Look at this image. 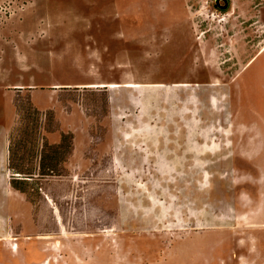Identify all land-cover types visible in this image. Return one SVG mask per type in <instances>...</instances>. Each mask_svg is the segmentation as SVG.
Here are the masks:
<instances>
[{
  "label": "rangeland",
  "instance_id": "rangeland-1",
  "mask_svg": "<svg viewBox=\"0 0 264 264\" xmlns=\"http://www.w3.org/2000/svg\"><path fill=\"white\" fill-rule=\"evenodd\" d=\"M262 213L264 0H0V264H264Z\"/></svg>",
  "mask_w": 264,
  "mask_h": 264
},
{
  "label": "trees",
  "instance_id": "trees-1",
  "mask_svg": "<svg viewBox=\"0 0 264 264\" xmlns=\"http://www.w3.org/2000/svg\"><path fill=\"white\" fill-rule=\"evenodd\" d=\"M72 134H70V136L68 134H62V140L61 142L56 145V146H52V148H54V155H57L60 153L61 148H63L66 143L69 147V144L72 142ZM48 146V144H46V147ZM72 146V145H71ZM16 147L13 145V142L10 143L9 146V157H8V167H9V172L11 173V179H10V183L12 185V187L27 192L23 186H21L20 183H24L25 181H29V179H34V177L36 175H38L39 177H45V176H50V175H57L58 173L56 172V167L57 164H54V168H49L46 164V159L50 157L54 158V156L52 155H47V150L46 151H42V155H41V160H42V164H41V169L39 170L40 172L36 173V172H31L30 170H26L24 168L20 167V162L19 160H22L23 158L20 157L19 152L15 149ZM58 163V160L57 162ZM52 165V164H51ZM35 175V176H34Z\"/></svg>",
  "mask_w": 264,
  "mask_h": 264
},
{
  "label": "bare ground",
  "instance_id": "bare-ground-1",
  "mask_svg": "<svg viewBox=\"0 0 264 264\" xmlns=\"http://www.w3.org/2000/svg\"><path fill=\"white\" fill-rule=\"evenodd\" d=\"M110 86V87H112V86H120L121 84H119V83H110V84H92V86ZM125 86H133L134 85V83H126V84H124ZM263 181V180H262ZM262 214H264V213H262ZM259 215H261L260 213L258 214V216L256 215V218L255 219H257V218H260V216ZM254 219V220H255ZM256 226H258V224L257 223H253L252 224V227H256Z\"/></svg>",
  "mask_w": 264,
  "mask_h": 264
},
{
  "label": "crops",
  "instance_id": "crops-1",
  "mask_svg": "<svg viewBox=\"0 0 264 264\" xmlns=\"http://www.w3.org/2000/svg\"><path fill=\"white\" fill-rule=\"evenodd\" d=\"M9 157V154H8V156H7V158Z\"/></svg>",
  "mask_w": 264,
  "mask_h": 264
}]
</instances>
